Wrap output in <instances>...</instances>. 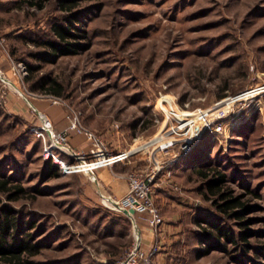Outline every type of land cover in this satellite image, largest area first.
Segmentation results:
<instances>
[{
	"label": "rangeland",
	"instance_id": "obj_1",
	"mask_svg": "<svg viewBox=\"0 0 264 264\" xmlns=\"http://www.w3.org/2000/svg\"><path fill=\"white\" fill-rule=\"evenodd\" d=\"M57 1L0 0V174L13 172L23 185L42 187L33 192L28 186L12 199L25 219L31 214L40 222L37 236L45 235L34 257L52 258L54 264H116L132 239L131 220L120 221V211L99 204L82 170L54 173L45 162L47 156L55 162L44 151L48 131L35 130L44 123L33 103L43 112L55 109L61 122L70 105L80 124L108 145L143 144L161 125L162 95L180 107L225 104L264 80V0H70V7ZM70 8L80 11L86 47L50 59L27 53L46 46L26 34L48 31L49 21ZM19 62L23 73L13 66ZM54 80L59 91L53 90ZM249 91L225 104L230 111L220 131L206 126L187 152L197 150L202 166L224 168L236 190L255 186L262 196H245L263 202L264 91ZM51 95L60 101L52 102ZM136 152L145 154L144 148ZM186 164L173 163L169 177L154 185L165 235L151 264H237L222 249L197 254L198 232L206 223L195 216L214 209L202 195L195 165ZM262 224L250 222L255 228ZM248 240L264 241V235ZM0 264L22 263L1 258Z\"/></svg>",
	"mask_w": 264,
	"mask_h": 264
},
{
	"label": "trees",
	"instance_id": "obj_2",
	"mask_svg": "<svg viewBox=\"0 0 264 264\" xmlns=\"http://www.w3.org/2000/svg\"><path fill=\"white\" fill-rule=\"evenodd\" d=\"M68 1L70 0H58L57 2L70 7L71 1ZM80 21L82 20L79 9L70 8L60 13L49 21L48 31L40 34H26L35 43L46 46L45 50L30 49L27 53L38 58L50 59L62 53H72L85 48L87 42L80 37H85L87 30ZM22 58L29 68L33 66L29 58ZM43 75L40 74L38 77ZM59 87L60 82L54 80L53 90L59 91ZM29 131L35 134L34 130ZM59 152L66 159H70L67 154ZM185 160L188 161L187 166L195 165L201 178L202 195L210 200L214 209L212 213L203 212L195 216L196 221L203 220L206 223L198 232V241L202 244L197 245V254L205 253L209 248L214 247L229 251V257L237 264H264V241L248 240L251 234L264 235V201L251 200L249 196H245L247 193L251 196H262L260 190L249 184L243 185L242 190H236L230 184L232 176L224 168L218 164L202 166V157L197 150L182 154L175 163L184 164ZM45 162L54 166V173L61 171L57 168L58 163L52 162L49 156L45 157ZM28 186L32 187L33 192L42 191L39 184L23 185L13 172L0 174V261L1 258H7L22 264H54L52 258L34 257V253L39 251L45 241V235L37 236L40 222H37L31 214H28L29 216L25 219L22 208L12 203V199L24 193ZM98 202L103 205L100 201ZM253 209H260L262 214H249L248 211ZM117 213L116 217L120 221H129L125 213ZM254 219H261L263 224L257 228L250 226V222ZM113 221L119 222L118 220ZM259 256H262L263 260H259L257 258Z\"/></svg>",
	"mask_w": 264,
	"mask_h": 264
},
{
	"label": "built area",
	"instance_id": "obj_3",
	"mask_svg": "<svg viewBox=\"0 0 264 264\" xmlns=\"http://www.w3.org/2000/svg\"><path fill=\"white\" fill-rule=\"evenodd\" d=\"M13 66L16 70H21V73L25 71L21 62L19 66ZM248 90L250 94L264 91V80L254 87L238 92L232 98H226L225 104L244 96L236 97ZM247 93L245 96L248 95ZM50 99L52 102H59L61 97L51 95ZM159 99L158 109L162 113V122L157 131L143 144H130L118 150L110 148L107 140L100 133L80 124L77 111L68 104L66 105L70 112H67L68 127L84 133L90 140L88 152L71 145L66 137V131L54 130L51 122L48 127L44 125L35 127L37 133L42 134L41 128L48 131L50 141L45 145L44 151L58 163L61 171L85 172L94 185L100 203L125 213L131 220L132 239L116 264H151L152 254L158 247L159 239L155 235L147 246L143 245L137 216L146 220L155 233L160 231L163 218L155 202L153 189L155 183L169 177L171 165L191 148L206 126L220 131L223 127L222 118L230 111V106H225L219 100L208 106L198 105L187 108L178 106L174 98L169 95L164 94ZM55 146L58 147L57 151L53 149ZM141 148L145 150L144 160L122 173H117L118 176L126 179L124 192L116 194L105 188L97 178L94 168L100 164H112L115 160L128 161ZM59 151L70 156V159H66ZM129 207H133V211H129Z\"/></svg>",
	"mask_w": 264,
	"mask_h": 264
},
{
	"label": "crops",
	"instance_id": "obj_4",
	"mask_svg": "<svg viewBox=\"0 0 264 264\" xmlns=\"http://www.w3.org/2000/svg\"><path fill=\"white\" fill-rule=\"evenodd\" d=\"M33 107L40 113H44L46 117L49 119V121L54 124L57 130H65L66 131V137L68 141L70 142L71 145H73L77 149H82L86 152H88V149L90 148V140H88L85 136L84 133L77 131L73 127H68L69 125V119L64 118V122H61L57 120V117L55 115V109L48 110L43 112L41 109L43 106H38L37 104L33 103ZM110 148L113 150H118L120 148L116 147L115 144H112L109 142ZM128 144L127 146H129ZM137 153V152H136ZM145 155V154H144ZM144 160L143 155H137L136 154L132 155L130 160L124 161V160H115L112 164H100L94 168V172L101 182V184L105 187L110 189L116 194H121L124 192L126 189V179L122 176H118L117 173H122L132 165L136 163H140ZM92 186L94 188V185L92 183ZM139 216V215H138ZM138 222L141 228V233H142V241L143 245L147 246L151 240L155 237L158 239H162V237L165 235V228L160 229L158 233H155L151 227L147 224L146 220L141 218L140 216L138 217Z\"/></svg>",
	"mask_w": 264,
	"mask_h": 264
},
{
	"label": "bare ground",
	"instance_id": "obj_5",
	"mask_svg": "<svg viewBox=\"0 0 264 264\" xmlns=\"http://www.w3.org/2000/svg\"><path fill=\"white\" fill-rule=\"evenodd\" d=\"M247 92H243V93H241L240 95H238V96H236V97H239V96H242L243 94H246ZM229 98H232V97H229ZM45 116V114L44 113H40V117L42 118V120H43V123H44V126H45V121H44V117ZM48 122L50 123V121H49V119H48ZM46 127V126H45Z\"/></svg>",
	"mask_w": 264,
	"mask_h": 264
},
{
	"label": "water",
	"instance_id": "obj_6",
	"mask_svg": "<svg viewBox=\"0 0 264 264\" xmlns=\"http://www.w3.org/2000/svg\"><path fill=\"white\" fill-rule=\"evenodd\" d=\"M129 211H133V207H129V209H128Z\"/></svg>",
	"mask_w": 264,
	"mask_h": 264
}]
</instances>
